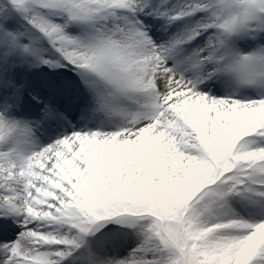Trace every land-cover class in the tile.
Here are the masks:
<instances>
[{"label": "snow or ice", "instance_id": "6c2138e0", "mask_svg": "<svg viewBox=\"0 0 264 264\" xmlns=\"http://www.w3.org/2000/svg\"><path fill=\"white\" fill-rule=\"evenodd\" d=\"M0 264H264V0H0Z\"/></svg>", "mask_w": 264, "mask_h": 264}, {"label": "rangeland", "instance_id": "374dc122", "mask_svg": "<svg viewBox=\"0 0 264 264\" xmlns=\"http://www.w3.org/2000/svg\"><path fill=\"white\" fill-rule=\"evenodd\" d=\"M232 207L235 208L237 211H240V206H239V204L236 201L232 202Z\"/></svg>", "mask_w": 264, "mask_h": 264}]
</instances>
